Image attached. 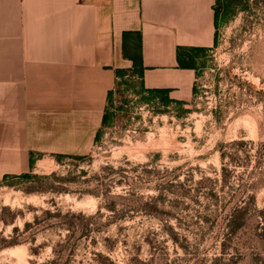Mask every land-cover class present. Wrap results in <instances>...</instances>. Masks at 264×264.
Listing matches in <instances>:
<instances>
[{
  "label": "rangeland",
  "instance_id": "rangeland-1",
  "mask_svg": "<svg viewBox=\"0 0 264 264\" xmlns=\"http://www.w3.org/2000/svg\"><path fill=\"white\" fill-rule=\"evenodd\" d=\"M198 54L191 99L129 72L88 155L0 181V264H264V0H231Z\"/></svg>",
  "mask_w": 264,
  "mask_h": 264
},
{
  "label": "crops",
  "instance_id": "crops-1",
  "mask_svg": "<svg viewBox=\"0 0 264 264\" xmlns=\"http://www.w3.org/2000/svg\"><path fill=\"white\" fill-rule=\"evenodd\" d=\"M216 1L0 0V181L32 158L88 155L117 70L139 56L146 89L191 99L197 69L179 48L215 45Z\"/></svg>",
  "mask_w": 264,
  "mask_h": 264
},
{
  "label": "trees",
  "instance_id": "trees-1",
  "mask_svg": "<svg viewBox=\"0 0 264 264\" xmlns=\"http://www.w3.org/2000/svg\"><path fill=\"white\" fill-rule=\"evenodd\" d=\"M231 0H217L216 1V6H215V11H216V27L218 29L220 22L222 21L223 18L227 17V11L229 8ZM140 41V39H139ZM216 41H217V33H216ZM139 49L141 48V44L139 42ZM206 51L205 48H196V49H184V48H179V61H180V66L184 68H195L197 69V58H198V53ZM144 67L143 64L141 63L140 56L135 59L133 68L131 70H125V69H118L117 70V75L118 78H124L128 75L129 72H133L134 74H138L140 76L143 75ZM118 79V80H119ZM145 91H147L150 94V98H160L162 102L166 105L174 102L175 100L172 99L169 95V90L168 89H159V88H154V89H146L144 88ZM194 92H197V87H194ZM114 91H110L109 97L111 99ZM109 99V102H110ZM112 113L109 110L106 111L104 115V122H103V127L107 126L112 119ZM101 129L97 136H96V142L99 141L101 133ZM56 159H62L64 157H71V158H76L80 159L83 158L84 156L80 155H75V156H70V155H63V154H56L55 155ZM32 164H35V161L32 158ZM29 173L19 176V177H25L28 176ZM19 177H12V178H19ZM10 178V177H9ZM255 196L250 195L249 193L245 192V195H243L237 204V206L234 208L232 214H231V219L234 222L241 221L244 219L252 210V206L255 205L256 203L254 202ZM219 258H216L213 262V264H219Z\"/></svg>",
  "mask_w": 264,
  "mask_h": 264
}]
</instances>
